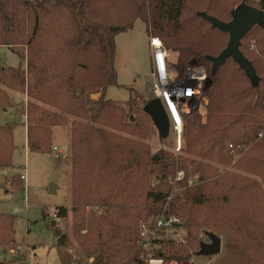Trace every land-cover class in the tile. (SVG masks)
Masks as SVG:
<instances>
[{
	"label": "trees",
	"instance_id": "16d2710c",
	"mask_svg": "<svg viewBox=\"0 0 264 264\" xmlns=\"http://www.w3.org/2000/svg\"><path fill=\"white\" fill-rule=\"evenodd\" d=\"M242 3L264 11V0H191V5L190 0H0V49L18 53L27 63L26 72L22 64L0 66V84L29 97L38 92L43 104L62 112L35 108L29 113V152L46 154L53 127L66 126L67 116L75 119L71 125L73 232L87 259L96 257L93 264H144L140 224L159 216L173 194L170 214L182 224L163 234L160 252L166 260L182 264L197 256L203 232L226 241L215 264H264V31L255 26L241 44L255 69L253 80L231 58L213 74L210 58L227 48L229 35L202 18L207 14L228 23ZM137 21L147 24L149 37L179 52L182 66L196 59L213 79L206 94L207 121L202 122L197 112L187 119V148L179 158L170 151L152 153L144 143L156 126L144 108H135L133 90L128 111L105 94L96 102L85 100L87 92L118 86L116 37L131 31ZM256 29L260 39L257 52H251L244 42ZM187 30L198 36L189 38ZM70 56L75 67L65 61ZM87 73L96 81L92 76L86 80ZM8 98L0 89V110L8 107ZM147 99L152 100V92ZM146 124H151L150 129ZM14 127L0 126V170L12 167ZM49 149L54 153V147ZM178 171L187 172L181 183H175ZM155 172L156 184H150ZM188 173L199 178L194 180ZM173 187L183 190L177 194ZM96 206L105 207V219L93 225L78 216ZM125 209L144 214H137L130 224H118L115 211ZM54 214L67 220L69 208L57 207ZM14 221V216L0 214V246L14 242ZM95 225L96 234H81ZM49 227L58 238L62 263L72 264L76 256L70 253L69 234L55 221ZM184 227L189 229L185 246L175 243ZM74 262L81 264L78 259Z\"/></svg>",
	"mask_w": 264,
	"mask_h": 264
},
{
	"label": "rangeland",
	"instance_id": "374dc122",
	"mask_svg": "<svg viewBox=\"0 0 264 264\" xmlns=\"http://www.w3.org/2000/svg\"><path fill=\"white\" fill-rule=\"evenodd\" d=\"M146 25L143 21H137L131 31L121 33L116 37L114 63L118 75V86L109 87L106 90H99L97 92H87L85 94L86 101L96 102L105 94V98L113 100L120 108L128 111L131 89L137 95L133 97L135 108H144L146 103L149 102L147 98L151 94V81L149 79L151 69L148 65V58L150 57L149 40L151 37H148ZM255 32L244 42L245 47L251 52H257L255 44L256 40L260 39L258 29ZM187 33L188 37L192 39L198 36L197 34H192V30H187ZM228 40L229 38L226 37V43H228ZM17 49L15 48L14 50ZM24 50L26 52V49ZM168 50L173 54L174 50ZM25 58L27 62V57ZM72 60H74L73 56H70V60L65 59L71 67H75L76 61ZM21 64L26 72L27 63L25 64L21 60L18 53L8 48L0 49V66L17 68ZM91 76L94 78L93 82H95L96 78L91 73H87L85 79L89 80ZM0 89L4 90L9 97L8 107L0 110V126L13 124L15 126L13 132L14 152L12 167L0 170V214L15 217V240L7 246H0V264H63L57 247L58 238L49 227L53 221L55 209L60 206H67L69 208L68 219L64 220L60 227L70 236L72 244L70 253L76 256L72 264L75 263L76 259L81 260V264H93L96 257L87 259L84 248L78 243L77 239L75 240L76 237H74L73 232L76 215L72 212L71 203V125L75 119L67 116L68 124L66 126L53 127L50 144L45 149L46 154L30 153L26 147V134L21 129L22 121L28 127L30 122L29 113L35 108L45 109L57 114H61L62 112L52 106L43 104L41 102L43 95L40 96L38 92H34L29 97L25 92L21 93L1 84ZM207 102L209 103V99ZM205 107L206 109L204 110L199 107L195 110L204 123L207 121L208 104ZM146 125L150 129L151 124ZM148 135L144 143L149 146L152 153L164 150L173 152L178 158L184 155L185 152L183 151L187 148L185 138L183 139L182 151L176 153L174 149L175 135L173 132H170L168 136H161L159 131L153 128L150 129ZM55 146L64 152V155L58 159L54 156L51 149H49ZM225 169L234 172L232 167ZM157 173L155 172L153 177H150V184H156ZM188 175L194 180L199 178V175H190L189 173ZM22 176H25L26 180H22ZM52 184L57 187L54 194L50 193ZM182 190L178 187H173V191L177 194L182 192ZM115 212V222L121 225L133 222L135 220L134 217L140 212L144 214L140 209L129 210L128 212L125 209L124 213ZM78 216L85 218L87 223L94 225L98 220L105 219L102 217L108 216V212L105 207H88L85 212H81ZM234 217L235 214L232 220H234ZM105 223L106 221L101 224L100 231L104 230L102 226ZM96 227L95 225L93 229H87L88 233L82 231L81 234L84 237L96 234ZM188 232L189 229L184 227L175 243L185 246L188 242ZM207 236L208 234L206 235V233L201 232L199 242L210 243ZM219 238L222 241L221 253L219 255L207 258L197 257L195 254L186 263L182 264H215L224 253L226 247L224 238ZM197 251H200L199 246L197 247Z\"/></svg>",
	"mask_w": 264,
	"mask_h": 264
},
{
	"label": "built area",
	"instance_id": "2783aa9c",
	"mask_svg": "<svg viewBox=\"0 0 264 264\" xmlns=\"http://www.w3.org/2000/svg\"><path fill=\"white\" fill-rule=\"evenodd\" d=\"M151 53V66L149 79L151 81L152 99H159L167 116L170 132L175 135V152L183 149L184 130L187 119L196 108L206 109L208 104L205 85L210 78L207 68L193 65L192 62L182 67L180 53L170 52L159 38L151 37L149 40ZM202 112V111H199ZM53 152L57 159L63 152L54 147ZM186 173L178 171L175 183L185 180ZM26 180L25 176L21 177ZM196 180V179H195ZM192 183V182H191ZM174 194L168 198L162 213L139 227V246L141 260L144 264H178L163 257L161 241L164 233L168 234L181 226V219L170 214L169 204ZM53 221L62 226L64 220L53 214ZM167 237V236H166Z\"/></svg>",
	"mask_w": 264,
	"mask_h": 264
},
{
	"label": "water",
	"instance_id": "95a60500",
	"mask_svg": "<svg viewBox=\"0 0 264 264\" xmlns=\"http://www.w3.org/2000/svg\"><path fill=\"white\" fill-rule=\"evenodd\" d=\"M232 19L225 23L221 20L202 14V18L209 22L214 29L229 35L227 48L217 57L210 58L212 63V73L215 74L219 68L228 60L233 61L244 71L245 75L253 80L255 78V69L252 63L244 56L241 51L242 40L255 27L258 26L264 31V11L250 6L246 3L240 4L231 13ZM193 65H197L198 61L193 60ZM213 79L210 77L205 85V91L212 86ZM144 112L147 113L157 130L162 136H168L170 133V125L159 99H152L144 106ZM57 187L52 184L50 193H56ZM210 243H202L198 257H213L221 253L222 241L214 234H208Z\"/></svg>",
	"mask_w": 264,
	"mask_h": 264
},
{
	"label": "crops",
	"instance_id": "0c3cea01",
	"mask_svg": "<svg viewBox=\"0 0 264 264\" xmlns=\"http://www.w3.org/2000/svg\"><path fill=\"white\" fill-rule=\"evenodd\" d=\"M149 37V36H148ZM148 65L149 67L151 66V53H150V57L148 58ZM7 111V110H6ZM5 111V112H6ZM22 118V117H21ZM22 121V120H21ZM9 124V123H7ZM21 129H23L24 134H26V147L28 149V127L26 125H24L23 121H22V125H21ZM56 148H58L57 146H55ZM58 150H61L60 148H58ZM63 152V150H61ZM64 153V152H63ZM54 155L56 154V152L53 153ZM64 155V154H62ZM61 155V156H62Z\"/></svg>",
	"mask_w": 264,
	"mask_h": 264
},
{
	"label": "bare ground",
	"instance_id": "6f19581e",
	"mask_svg": "<svg viewBox=\"0 0 264 264\" xmlns=\"http://www.w3.org/2000/svg\"><path fill=\"white\" fill-rule=\"evenodd\" d=\"M54 151V150H53Z\"/></svg>",
	"mask_w": 264,
	"mask_h": 264
}]
</instances>
